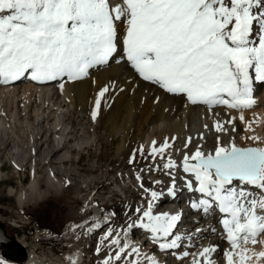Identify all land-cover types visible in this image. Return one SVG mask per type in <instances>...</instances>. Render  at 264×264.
I'll return each mask as SVG.
<instances>
[{
  "label": "snow or ice",
  "instance_id": "snow-or-ice-1",
  "mask_svg": "<svg viewBox=\"0 0 264 264\" xmlns=\"http://www.w3.org/2000/svg\"><path fill=\"white\" fill-rule=\"evenodd\" d=\"M118 22L124 25L121 59L144 81L182 95L193 106L236 110L241 121L243 112L255 105L253 83L264 82V0H120L115 5L112 0H0V84L29 78L41 84L61 81L62 89L65 79L87 77L117 53ZM109 91L108 86L99 91L93 121ZM234 120L216 121L213 127L226 132L225 123ZM249 139L261 143L259 137ZM170 146L167 139L159 146L153 141L150 153L166 160L162 167L171 178L167 194L176 195L171 170L179 169L184 187L196 194L190 207L205 214L217 210L232 249L241 240L256 244L264 233V147H240L234 140L222 144L217 136L214 150L205 152L197 145L177 163L164 155ZM136 179L147 196L124 227L115 231L107 220L90 225L93 231L104 229L101 244L112 250L103 264H159L135 243L137 230L161 251L182 246L183 214L155 211L163 193L145 187L141 176ZM252 189L259 190V198ZM216 251L217 246H203L199 252L185 250L179 258L212 264L210 254ZM248 251L238 253L240 264L252 258ZM224 255L226 264H234L231 251ZM256 256L264 258V251ZM0 264L6 262L0 258Z\"/></svg>",
  "mask_w": 264,
  "mask_h": 264
},
{
  "label": "bare ground",
  "instance_id": "bare-ground-1",
  "mask_svg": "<svg viewBox=\"0 0 264 264\" xmlns=\"http://www.w3.org/2000/svg\"><path fill=\"white\" fill-rule=\"evenodd\" d=\"M112 3L115 5L120 3V0H112ZM123 29L124 25L118 22V51L108 64L91 69L89 75L81 80L67 81L65 79L62 89L60 88L61 81L41 84L33 82L29 78H22L7 85L0 84V142L2 146L7 145L8 140L14 139L18 126L24 125L25 129L26 126L27 129H31L34 126L31 122L37 123L39 128L36 131H40L37 132V135H40V140H43L42 145L47 146L44 156L37 157L36 155L35 160L32 161L33 171L38 163L48 162V177L45 181L46 190L41 192L38 180L36 181L33 178L28 188L29 194L24 190L17 193L13 188L8 191L9 198L16 199L19 209H23L30 200L38 199L42 195L45 197L49 195L50 191H60L63 188V183L59 181L58 175L60 173L68 175L69 172L64 168V165H72L70 158L73 155V148L90 147L96 140L94 136H90L88 127L89 123L93 121L91 112L94 109L97 95L105 86L110 88V91L105 94L108 96L110 103L107 106L109 114L104 122L103 132L106 140L110 142L117 141L114 149V159H125L129 155V148L136 146V149L139 150L140 144L144 142L147 143V149L151 151L153 141L159 146L166 139L171 145L166 149V152L177 163L182 161L185 152L190 154L197 145L202 146V150L205 152L214 150L217 136L220 137L222 144H228L234 140L240 147H245L244 141L255 136L260 138L261 143L258 144L251 139L252 142L264 147V82L253 83V96L256 103L251 109L243 112V121L240 120L238 111L223 106L214 107L211 111L203 105L193 106L187 103L182 95L167 93L158 85L144 81L131 68L126 59H121L124 55L122 45ZM104 112L101 102L97 118H103L105 116ZM74 113H77L80 125L84 126L83 130L78 129L74 122H71ZM230 118H235L234 124L225 123L227 131L217 133L213 127L214 123L216 121L226 122ZM205 125L208 127L205 128ZM2 134L7 138H3ZM80 134L84 137L83 141L78 139ZM201 134L203 139L199 138ZM48 136L51 138L50 146L46 142ZM189 137L192 138L191 143L185 147ZM38 144L41 148L42 145ZM252 146L249 141L247 147ZM15 150L17 154H20L19 157L14 159L15 170L17 171L29 161L30 155L32 156L36 150L29 148L28 152H23L22 148L19 147ZM62 152L63 154L59 156ZM155 157L161 160L160 164L166 162V160L162 161L159 156ZM57 164L61 166L59 170L56 168ZM145 170L146 168L143 169V172ZM160 170L161 166L158 165L151 174L152 177L154 176L153 178L161 181V183L148 186L152 190L163 193L155 204V211H167L171 214L182 213L179 232L184 236V240L180 248L161 251L151 242L145 243V236L140 230H137L135 236H143H141L142 239L137 238L135 243L140 245L139 242H144L142 243L144 250L141 251L143 254L155 256L159 264H191V257L179 258L183 251L199 252L203 246H217V251L210 254L212 264H226L224 255L226 251L232 252L234 264H240L238 253H241L244 248L249 250L246 255L252 257L250 260L260 262L264 259L256 256V253L264 251V233L257 237L256 244L253 245L251 240L247 243L241 240L238 246L232 249L219 223L221 218V216H218L219 213L206 214L198 220V215L202 212L193 209L189 213L187 212L190 201L196 199V194L190 193L184 187L182 179L184 174L182 171L179 169L171 170L176 178V195L172 197L167 194V188L171 184V178L167 174L168 170L164 174H161ZM136 173H139V171H136ZM1 178L2 172L0 170ZM85 178L87 180L83 184L84 190L89 191V196H94L96 193H93L94 190H90L93 184L92 179ZM115 180H119V178L116 177ZM116 190L118 193L123 192L119 187ZM252 190L259 198V190ZM79 195L80 193L77 191L75 198L77 199ZM100 212V208L92 207L91 213L93 216L91 219L84 220L85 224L82 225L71 224L73 228L70 231L89 227L90 237H92L95 233L90 227L92 222L105 224L106 220L109 219V213L102 215ZM189 234L191 239H189ZM2 239L0 237V257L6 264H8V261L14 264L50 263L49 258L47 259L45 256L37 257L36 252L29 251L24 241H19L20 246L18 248L9 245L6 240ZM147 240L150 241V238ZM192 245H195V247H191ZM21 248L24 249L23 252H21ZM82 259L83 251L76 250L63 261L56 260L53 264H72L73 260L76 264H81ZM250 260H245L244 264H250Z\"/></svg>",
  "mask_w": 264,
  "mask_h": 264
},
{
  "label": "rangeland",
  "instance_id": "rangeland-1",
  "mask_svg": "<svg viewBox=\"0 0 264 264\" xmlns=\"http://www.w3.org/2000/svg\"><path fill=\"white\" fill-rule=\"evenodd\" d=\"M108 99L106 95L101 98L105 116L89 123L90 136H94L96 140L90 147L73 148V155L70 158L72 165H64V168L69 172L68 175L63 173L58 175L59 181L63 183V188L60 191H50L49 195L45 197L42 195L38 199L30 200L23 209L17 207L15 198H9L8 191L13 188L17 193L24 190L29 194L28 188L33 178L38 180L41 192L46 190L48 162L38 163L33 171L32 161L35 160L36 155L37 157L44 156L47 146L42 145L43 140H40V135H37V132L40 131H36L39 126L34 122L31 123L35 127L33 126L31 129H27V126L25 129L24 125L18 126L15 131L16 136L14 139L8 140L7 145L2 146L0 142V170L2 172L0 179V228L6 237L13 238L18 243L24 241L28 250L36 252L37 257L49 258V264H53L56 260L63 261L68 255L76 250H82V248L84 255L90 256L89 264H103V260L112 251L106 244H101L104 229L101 228L98 233L93 231L95 233L90 237L89 227L70 231L73 228L71 224L79 225L84 220H90L93 216L91 208L106 204L104 209L110 210L115 217L110 222V226L115 231H119L128 222L127 218L132 215V210L145 204L144 198L147 194L141 189V181H137L136 176H141L144 186L148 187L149 185H157L154 183L157 179L153 178L151 173L158 165L161 166V174L166 172V169L160 164L161 160L150 155L151 151L147 149L146 142L140 144L139 149L143 148L142 153L136 149V146H132L129 148V155L125 159H114L117 141L106 140L103 132V125L109 114L107 106L110 101ZM77 116V113H74L71 122H74L78 129L83 130L84 126L80 125ZM1 136L7 138L4 137V134ZM50 139V136L46 139L49 146ZM78 139L83 141L82 134L78 135ZM246 141L247 143L250 141L253 146H260L253 143L249 138ZM246 141H244L245 147H247ZM38 143L42 145L41 148ZM17 147L22 148L23 152H28L29 148L36 150V152L32 156L30 155L29 161L20 170L16 171L14 159L20 156L15 150ZM134 152L135 157L133 159ZM62 154L63 152L59 156ZM164 155L169 157L170 154L165 152ZM130 159L133 162L130 163ZM60 167V164L56 165L58 170ZM144 168L146 170L143 172ZM85 177L92 179L93 184L90 190H94L93 193H96L94 196H89V191L84 190L83 184L87 180ZM116 177L119 180L114 181ZM118 187L123 190L122 193L117 192L116 188L118 189ZM77 191L80 195L76 199L75 193ZM85 196L89 198L87 197V199ZM98 208L102 212L101 207ZM64 240L66 242L75 240L77 244L68 245L69 249L64 248L62 246ZM97 248L100 249L99 252H97ZM263 261L264 259L260 262L250 260L249 263L264 264ZM8 264L14 263L8 261Z\"/></svg>",
  "mask_w": 264,
  "mask_h": 264
},
{
  "label": "water",
  "instance_id": "water-1",
  "mask_svg": "<svg viewBox=\"0 0 264 264\" xmlns=\"http://www.w3.org/2000/svg\"><path fill=\"white\" fill-rule=\"evenodd\" d=\"M0 237H2L3 239L2 240H6L8 243H9V245H13V246H17L18 248H19V243L15 240V239H13V238H8V237H6L5 235H4V233H3V231H2V229L0 228ZM21 250V252H23V248H21L20 249ZM24 255V254H23ZM24 258V257H23Z\"/></svg>",
  "mask_w": 264,
  "mask_h": 264
}]
</instances>
